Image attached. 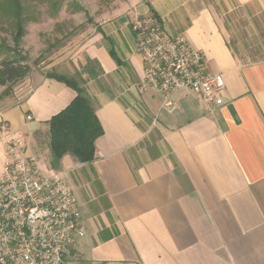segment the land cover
<instances>
[{"label":"crops","instance_id":"0c3cea01","mask_svg":"<svg viewBox=\"0 0 264 264\" xmlns=\"http://www.w3.org/2000/svg\"><path fill=\"white\" fill-rule=\"evenodd\" d=\"M121 3L116 12L104 7L49 66L76 77L102 127L92 161L65 154L51 165L48 121L76 92L46 71L30 70L0 107V128L78 198L86 234L69 264H264V58L237 53L224 22L238 9L263 15L264 0ZM148 14L222 74L223 104L181 89L169 112L144 86L130 24ZM2 162L0 145V175Z\"/></svg>","mask_w":264,"mask_h":264},{"label":"built area","instance_id":"2783aa9c","mask_svg":"<svg viewBox=\"0 0 264 264\" xmlns=\"http://www.w3.org/2000/svg\"><path fill=\"white\" fill-rule=\"evenodd\" d=\"M130 28L143 84L158 92L165 109H177L171 96L181 89L206 104H223L222 74L208 71L204 54L183 34H170L154 14L134 18ZM0 145V264H69L86 234L77 196L63 176L44 174L38 157L6 124L0 128Z\"/></svg>","mask_w":264,"mask_h":264},{"label":"rangeland","instance_id":"374dc122","mask_svg":"<svg viewBox=\"0 0 264 264\" xmlns=\"http://www.w3.org/2000/svg\"><path fill=\"white\" fill-rule=\"evenodd\" d=\"M121 2L124 0H20L25 33L17 47L21 55L26 56L31 71L56 72L49 66L64 53L66 44L79 39L87 25L95 23L92 18L100 17L104 7L116 12L121 8ZM11 10L8 0H0L1 52L16 45L15 17ZM224 22L230 43L235 50L238 49L237 53L250 55L252 60L264 58V14L255 15L238 9L224 14ZM241 50L244 51L239 52ZM15 84L7 85L8 88L0 85V107Z\"/></svg>","mask_w":264,"mask_h":264},{"label":"trees","instance_id":"16d2710c","mask_svg":"<svg viewBox=\"0 0 264 264\" xmlns=\"http://www.w3.org/2000/svg\"><path fill=\"white\" fill-rule=\"evenodd\" d=\"M8 3L15 17L14 43L16 45L12 49H7L6 52H1L3 47L0 46V85L7 88L31 70L26 56L21 55L17 47V43L25 33L20 15L22 11L20 0H8ZM87 20L90 21V18L88 17ZM110 53L117 60L114 53ZM91 64L88 61L87 70L92 77H96L95 68L91 67ZM44 75L65 83L76 92L71 103L48 121L51 165L55 167L65 154H70L80 163L92 161L95 151L94 142L102 134V127L84 89L73 77L54 71L46 72Z\"/></svg>","mask_w":264,"mask_h":264}]
</instances>
